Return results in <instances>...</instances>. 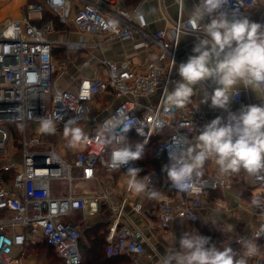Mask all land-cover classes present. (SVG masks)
Returning a JSON list of instances; mask_svg holds the SVG:
<instances>
[{
    "label": "built area",
    "instance_id": "built-area-1",
    "mask_svg": "<svg viewBox=\"0 0 264 264\" xmlns=\"http://www.w3.org/2000/svg\"><path fill=\"white\" fill-rule=\"evenodd\" d=\"M25 1L24 14L0 29V159H7L0 167V264H23L13 249L16 246L24 249L39 240L53 246L66 264H81V229L71 217L76 211L95 216L104 202L113 204L116 212L109 227L107 254L130 253L129 264H140L146 234L143 228L123 223L122 219L126 202H131L139 213L144 211L143 203L131 196L129 185L122 201L106 190L76 195L73 169H80L78 178L88 180L96 177L98 168L105 172L136 168L133 161L120 167L113 162V153L125 145L132 147L135 135L146 143L158 137L169 157L182 150L177 146L178 140L185 139L184 148L191 143L195 146V137L208 122L207 113L195 101L178 108L166 98L176 80L175 63L180 61L179 36L190 32L188 18L182 16L184 0H175L179 16L171 28V41L162 40L164 31L146 30L143 6L147 0H136L133 7L117 0ZM258 3L259 0H230L228 11L245 14ZM46 12L48 17L44 16ZM56 21L66 25L58 30L65 37L56 35ZM257 23L264 25V11ZM139 36L142 40L136 43L137 48L153 45L157 50L143 69L133 68L127 61L99 58L105 75L83 77L75 88L57 87L66 67L54 55V48L85 53L113 40H134ZM83 61L86 64L89 58ZM106 91H112L119 101L108 113L103 114V110L93 113L92 101ZM155 92H159L156 102L140 99ZM236 99L242 109L240 91ZM46 121L51 122L55 131H43ZM70 121L72 128L82 130L79 142L84 148L65 157L55 149L53 140L65 137V144L70 145V134L65 133ZM88 121L94 126L81 128ZM10 124L18 132L17 141ZM11 142L20 152V159L10 158ZM206 166L207 161L202 175L193 177V191L184 193L172 187L175 193L158 201L157 220L162 228L169 227L176 217L196 222L203 197L213 189L231 186L227 177L207 174ZM10 172L14 174L8 182L6 175ZM254 180L257 189L250 199V210L263 216L264 208H255L251 201L255 197L264 201V173L254 176ZM54 182L59 186L54 187ZM262 228L264 224L250 235L240 232L224 245L242 253L248 240L259 243L261 254H256L249 263L264 264ZM196 231L209 237L213 244L211 234Z\"/></svg>",
    "mask_w": 264,
    "mask_h": 264
},
{
    "label": "crops",
    "instance_id": "crops-1",
    "mask_svg": "<svg viewBox=\"0 0 264 264\" xmlns=\"http://www.w3.org/2000/svg\"><path fill=\"white\" fill-rule=\"evenodd\" d=\"M117 1L126 7H133L136 2V0ZM196 3H198V0H184L182 10L183 18H188L189 11ZM25 4V0H0V29L9 20L21 17L24 14ZM263 11L264 0H259L258 5L244 15L248 16L251 21L258 22ZM143 12L147 20L146 30L151 33L164 31L165 35L162 37V40L171 41V28L179 16V8L175 0H147L143 6ZM58 30H60V28L57 27L55 30L56 35L65 37L64 33L60 34ZM197 38L198 36L191 32H182L180 34L177 51L180 61H177L174 66L176 80L169 87L166 98L173 90L176 82L180 80L177 72L179 63L185 62L189 55L193 54L192 49L197 42ZM139 40H142V37L139 36L134 40H113L102 47H92L85 53H74L73 51L67 50L69 54L68 57L60 59L62 60L61 63H64L66 69H64L63 73L59 76L57 87L75 88L83 77L105 75L106 69L100 66L99 58L127 61L133 68L143 69L157 50L153 45L137 48L136 43ZM87 58H89V62L85 64L83 60ZM214 87L215 85L211 81L199 85L195 88V94L190 98V101L197 102L207 113L208 122L218 116L226 118L228 115V111L212 108L210 106V101L203 103L206 94L205 89L211 93ZM239 91L242 94L244 107L252 104L259 105L264 103V98H261L254 90L245 89L241 86ZM140 99L143 102H156L159 99V92L140 97ZM118 101L119 99L114 96L112 91H106L96 96L92 101V112L96 113L97 111L103 110V114L108 113ZM240 110V103L235 96L232 98L229 111L239 112ZM9 126L12 130L13 138L17 141L19 135L16 128L12 124ZM93 126L94 125L88 121L82 124L81 128L90 129ZM53 141L55 149L65 157L71 156L78 149L82 148L80 145L81 143L79 141H74L71 134L68 139V142H70L69 146L65 144V137L59 136ZM148 143L144 142V144ZM61 145L64 148L63 152L58 149ZM190 146H194V143H191ZM8 148L10 158L20 159V152L15 147V144L11 142ZM163 152L165 151L163 150ZM6 160L7 159H0V167ZM164 169L165 167L162 164V172L166 173ZM74 171H76V173ZM73 173L75 176L73 184L76 195L106 190L111 192L118 201L124 199L125 189L128 185L123 186V184H119L120 180L125 176L130 179L127 172L124 170L105 172L102 168H98L96 177L88 180H81L78 178L81 174L78 168H74ZM206 173L227 177L231 182V186L213 189L207 196L203 197V206L199 210V219L196 222L176 217L167 228H162L158 224L157 205L162 197L170 195L171 193L165 192L164 190H156L160 191V197L149 198L148 191L153 190L154 186L153 172L139 173V177L141 178L144 176L150 177L148 189L140 194L131 192V196H135L136 199L143 203L144 211L139 213L134 210L131 202H126L122 222L139 226L143 228L146 234L147 240L144 246L145 250L140 256V264H161V259L166 252L170 251L174 246L179 250V239L185 232H197L196 230L198 229L211 234L213 236V244L217 248L222 249L224 243L228 242L238 233L244 232L250 235L256 227L264 224V215L254 214L249 206L252 194L257 189L254 176H249L243 170L240 173H221L214 159L207 161ZM11 174L12 173H8L6 175L8 182L12 179ZM163 179L164 181H168L167 176H164ZM56 186H59V184L54 182V187ZM54 191L56 193L58 192L56 189H54ZM174 193L175 191L173 190L172 194ZM112 207L113 204L104 202L100 212L95 216L88 217L80 211H76L72 215L71 218L80 225L81 229V239L79 241L81 254L83 255L81 264L130 263L132 259L130 253L115 256L109 255L106 252V248L110 243L109 227L112 225L116 214L115 209ZM43 242L45 241L39 240L36 243L27 244L24 249L16 246L13 252L15 255L21 257L23 264H45L42 258L45 259L46 264H54L50 262L48 250H44V247H42ZM257 245L259 246L257 255H260L261 247L259 243Z\"/></svg>",
    "mask_w": 264,
    "mask_h": 264
},
{
    "label": "clouds",
    "instance_id": "clouds-1",
    "mask_svg": "<svg viewBox=\"0 0 264 264\" xmlns=\"http://www.w3.org/2000/svg\"><path fill=\"white\" fill-rule=\"evenodd\" d=\"M230 0H198L189 11L187 26L191 33H199L185 62L178 65L180 80L168 94L170 105L181 108L190 102L195 88L211 81L215 87L205 89L203 103L210 101L214 109L228 111L227 117H216L206 123L195 137V146L184 148L185 139L177 141L182 148L171 163L165 166L167 180L176 190L190 193L195 189L194 176L202 175L205 162L214 159L221 173H240L249 176L264 173V103L243 107L239 112L229 111L232 98L239 89L256 91L264 98V25L253 22L236 10L228 11ZM207 21V22H206ZM66 125V135L80 141V128ZM43 131H55L50 121ZM142 146L135 150L125 145L113 153L117 167L142 158ZM140 168H129V188L135 194L148 189L149 176L139 177ZM149 198H159L156 190L148 191ZM255 208H264L259 197L252 199ZM264 233V228L261 229ZM236 252L228 244L217 248L210 238L198 232H185L179 239V250L174 246L166 252L161 264H249L259 246L251 240Z\"/></svg>",
    "mask_w": 264,
    "mask_h": 264
},
{
    "label": "trees",
    "instance_id": "trees-1",
    "mask_svg": "<svg viewBox=\"0 0 264 264\" xmlns=\"http://www.w3.org/2000/svg\"><path fill=\"white\" fill-rule=\"evenodd\" d=\"M44 16L48 17L49 14L46 12ZM56 22H57L56 26L58 28L60 29L66 28L64 24L59 23L58 21ZM54 55L57 56L59 59H63L68 57L69 54L65 48L57 47L54 48ZM134 142L135 143L133 144L132 149L135 150V148L139 145L142 146V152H143L141 159L133 161L136 168L142 169L141 173L150 172V171L153 172V185H154L153 190H164L165 192H169L172 194L173 189L171 187L170 182L164 181L163 179L164 176H167V173L162 172V164L165 167L169 165L171 161L168 154L166 152H163V150L161 149L159 138L154 137L150 140L148 144H144L143 140L139 136L135 135ZM10 173H12L11 176H13L14 173L13 172ZM42 247H44V250H48L49 253H50L49 250H52V253L57 256L55 248L49 245L47 242H43ZM52 253L49 254L50 258L51 256H53ZM59 259L61 260L62 264H66L63 259L61 258ZM127 264H129V262Z\"/></svg>",
    "mask_w": 264,
    "mask_h": 264
},
{
    "label": "rangeland",
    "instance_id": "rangeland-1",
    "mask_svg": "<svg viewBox=\"0 0 264 264\" xmlns=\"http://www.w3.org/2000/svg\"><path fill=\"white\" fill-rule=\"evenodd\" d=\"M66 26V25H65ZM64 59V58H63ZM10 144V143H9ZM81 145V147L82 148H84V146L82 145V144H80ZM58 149L61 151V152H63V150H64V148H63V146L61 145L60 147H58ZM75 173H76V171H74ZM128 181H129V179H128V177L127 176H125L124 178H122L121 180H120V182H119V184H123V186H125V185H127L128 184ZM66 186V185H65ZM50 251V253H52V250H49ZM49 253V254H50ZM53 254V253H52ZM42 260H43V262L46 264V261H45V259L44 258H42ZM50 262L51 263H54V264H62V262H61V260L55 255V254H53V256H51V258H50Z\"/></svg>",
    "mask_w": 264,
    "mask_h": 264
},
{
    "label": "snow or ice",
    "instance_id": "snow-or-ice-1",
    "mask_svg": "<svg viewBox=\"0 0 264 264\" xmlns=\"http://www.w3.org/2000/svg\"><path fill=\"white\" fill-rule=\"evenodd\" d=\"M85 87H87V85H85ZM86 94V93H85Z\"/></svg>",
    "mask_w": 264,
    "mask_h": 264
}]
</instances>
